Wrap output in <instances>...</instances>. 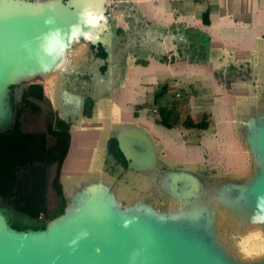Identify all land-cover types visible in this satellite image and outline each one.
Returning a JSON list of instances; mask_svg holds the SVG:
<instances>
[{"label": "water", "instance_id": "water-1", "mask_svg": "<svg viewBox=\"0 0 264 264\" xmlns=\"http://www.w3.org/2000/svg\"><path fill=\"white\" fill-rule=\"evenodd\" d=\"M116 3L108 0V4ZM82 5L63 0H0V118L12 117L7 101L9 87L36 82L47 94L53 92L59 97L63 105L76 108L69 113H77L84 124L81 133L72 132L59 170L63 211L53 218L45 217L42 229L18 230L0 208V264H264V245L256 254L237 250L244 238L260 235L264 239V225L249 221L257 195H264V30L249 48L228 46L233 53L231 64L242 63L250 69L244 80L235 77L231 88L223 90L229 117L223 146L229 150L226 157L233 165L236 158L238 166L231 168L223 159L224 166L222 161L208 162V171L214 172L210 175L199 161H178L180 165L164 158V163L155 139L138 125L119 127L116 122L107 127L105 120L116 119L119 113L110 103L112 96L81 92L90 84L79 75L76 48H97L100 44L107 53V67L116 73L121 65L112 58L115 43L110 40L120 45L125 37L115 34L111 22L93 28L81 23L90 38L70 45L59 68L40 71L37 38L47 31L44 19L52 16L56 21L53 27L67 29L79 22L77 7ZM141 44L142 39L138 46L156 59L164 56L154 45ZM122 45L123 50L129 46ZM209 46L210 41L202 43V52ZM227 51H220V55L226 54L222 60L210 58L207 63L218 71L228 61ZM116 80L109 78L104 85L109 93ZM85 95L93 101L89 119L82 116L78 106ZM102 103L109 109L98 114L95 110ZM100 134L101 151L87 150L89 142L95 143ZM109 138L116 139L125 158L132 161L123 177L104 169ZM164 164L168 168L162 170ZM54 175V168L49 167V194ZM125 221H129L127 227ZM85 230L87 237L70 246V241Z\"/></svg>", "mask_w": 264, "mask_h": 264}, {"label": "crops", "instance_id": "crops-1", "mask_svg": "<svg viewBox=\"0 0 264 264\" xmlns=\"http://www.w3.org/2000/svg\"><path fill=\"white\" fill-rule=\"evenodd\" d=\"M131 1L132 3L127 4L132 17L129 19L132 21L129 27L124 28L126 26L118 25L114 19L109 18L110 21H107V23H112L110 24L116 31L119 30L115 32L117 35L125 37L120 40V45L114 39L110 40L115 43L112 49V58L119 60L121 64L115 70L116 73L107 67V53L102 46L104 57L100 64L98 61L92 60L88 54L92 45H89L88 49L85 47L76 48L75 59L80 61L78 64L79 75L90 84L88 88L81 89V92L88 91L93 95L112 96L110 103L117 106L119 113L116 114L117 120L107 118L105 125L109 127L111 124L119 122L117 123L119 127L135 124L144 128L157 142L164 163L167 160L170 163L186 160L199 161L202 166L207 168L206 174L211 175L214 172L208 171L207 163L215 164L216 161L223 159L230 163L231 168L236 169L237 159L235 158L233 165L232 160L228 156L226 157L228 148L223 146L224 140L228 138L227 125L229 122L226 112L228 105L225 102L223 90L231 88L235 77L244 80L250 69L242 63L235 67L231 64L229 60L233 53L228 46L237 45L239 50L241 46L249 48L253 40L260 37L263 32L261 30H264V0ZM125 18L128 19V16ZM126 37L130 40L129 43ZM157 37L162 41L156 40ZM140 39H142V44L154 45L155 49L164 56L156 59L154 55H150L148 51L138 46ZM208 41H210V46L205 49L206 52H202L200 46L202 43L207 44ZM123 43L129 45L124 46V50ZM215 50L218 51L215 52ZM220 51H227L228 61L221 64V70L217 71L207 63V60L210 58L216 62L222 60L226 54L220 55ZM167 58L171 60L169 63H167ZM174 62H176L175 65H173ZM223 71L225 74L222 73ZM117 73L120 75L119 80L115 78ZM112 77L116 80V84L114 83L113 89L109 93L104 85ZM225 79L229 80L228 84L224 83ZM162 85L165 86L163 94L161 93ZM160 93L162 95H159ZM176 93L182 94L181 98L175 99ZM44 94L60 114L62 112L71 116V136L73 131L78 134L84 130V124L81 123L82 120L77 113H69L76 108L63 105L59 97H54L53 92L51 96L44 90ZM155 94L158 95L156 98L157 108L158 105L176 103L183 118L191 116L194 120L207 114L209 118L207 128L186 129L181 124L168 128L158 125L153 119L139 114V112L135 115L137 107L144 100H150ZM86 99H89L92 104L89 116L83 113ZM78 106L81 108L80 112L83 117L86 119L92 117L93 101L89 96L85 95L83 103ZM108 109L102 103L95 112L99 114ZM63 117L61 114L60 120L64 121ZM99 136L101 134L95 138V143L89 142L87 150L98 149V153L101 151L102 143ZM110 139L112 138L107 140L106 147ZM106 150L104 169L110 173L106 167L108 147ZM235 154L241 158L238 150L235 151ZM199 158L201 159L198 160ZM165 165L161 168H168ZM222 166H224L223 161Z\"/></svg>", "mask_w": 264, "mask_h": 264}, {"label": "flooded vegetation", "instance_id": "flooded-vegetation-1", "mask_svg": "<svg viewBox=\"0 0 264 264\" xmlns=\"http://www.w3.org/2000/svg\"><path fill=\"white\" fill-rule=\"evenodd\" d=\"M64 2H69V4H72L74 1L81 3L83 2L84 6L77 7V19H78V13L82 8L85 6H91L94 9L97 10V12H100L105 17V20L100 25H105L107 23L108 19H114L118 25L126 26L124 28L129 27L131 25L132 21H129L131 19L130 15V7L126 3H120L121 0H117L116 5L114 4H108V0H63ZM90 4V5H89ZM109 5V6H107ZM112 5V6H111ZM109 7H113L112 11L109 9ZM71 9H76L75 6L71 5ZM120 10V11H117ZM122 13V14H120ZM106 14V15H105ZM125 16H128V19L125 18ZM124 17V19H123ZM80 23H83L82 21H79ZM119 30H115L114 32H118ZM116 34V33H115ZM129 40V39H127ZM91 51H89V55L91 56L92 60L95 62L98 61V63H101V59L103 56V49L101 48L100 44L99 46L92 45ZM171 60L170 58H167V63H169ZM173 62V61H172ZM87 74V72H84ZM89 78V76H87ZM229 80L225 79L224 83L228 84ZM32 84H39L36 82H27L22 83L19 85L12 86L8 93V106L13 112V119L12 123L5 127V129L0 130V162L5 165L6 168H8V164L3 161V153L5 146H7V138L10 133H12L15 128H18L23 133H35V134H44L45 135V142L44 147L45 149H42L40 144V138L34 137L31 140V144L29 147H27L23 154L18 156V159L15 164V170L14 173H9V171H6V176L3 180L0 181V201L3 204L2 211L7 217L8 221L10 223H13V220H16L14 216V212L10 211L13 210L12 205L14 203H19L22 198V193H17L15 190L14 193H9L4 191L7 188H14V189H25L29 190L28 196H31V193L33 192L34 188H37L39 186V176L35 175L38 171V167L45 166L47 167H56L57 162L53 163H46L44 164L42 161L37 159H32L35 157H48L51 153L49 148L56 144V137L49 132V130H65L67 131L69 135V141L67 146V151L70 145L71 140V116L67 114H61L64 116L63 120H60V113L55 108L54 104L48 100V98L44 94V90L41 84H39L42 87L41 96L36 95L32 89ZM162 89L165 87L162 85ZM156 94L154 97H152L150 100H144L139 107H137V111H135V115L139 112V114H144L145 116L153 119L158 125L164 126L161 123L160 115L158 112V108L156 105ZM91 101L89 99H86L84 101V110L83 113L87 116L91 114ZM153 108H156V112L153 111ZM68 121V122H67ZM5 124V121L2 122V125ZM156 124V125H157ZM129 126L136 127L135 124H126ZM125 126V125H124ZM166 127V126H165ZM108 156H107V170L114 175H117V177H123L129 168V163H132L130 159H126L124 156V153L120 151L118 148V144L116 139L112 138L108 142ZM22 151V152H23ZM29 155V156H28ZM4 162V163H3ZM61 166V165H60ZM60 168V167H59ZM162 170H165L166 168H161ZM60 183V182H59ZM61 185V184H60ZM8 186V187H6ZM17 193V194H16ZM13 194H16V196H13ZM50 195V194H49ZM52 199L54 201L52 202ZM51 200V201H50ZM62 198L60 196H50L49 198V204H53L51 209H55L58 207V204L61 203ZM8 208L9 211L6 209Z\"/></svg>", "mask_w": 264, "mask_h": 264}, {"label": "trees", "instance_id": "trees-1", "mask_svg": "<svg viewBox=\"0 0 264 264\" xmlns=\"http://www.w3.org/2000/svg\"><path fill=\"white\" fill-rule=\"evenodd\" d=\"M31 86L32 91L36 95L41 96L42 87L39 84H32ZM165 92V88L162 90V94ZM159 95H162V94ZM158 97V95H157ZM158 112L160 115L161 123L170 128L174 127L178 124H181L183 128H196V129H205L208 126L209 118L207 114H203L198 120H194L191 116H185L183 118L182 112L177 109L176 103L172 104H164L158 105ZM56 137V144L49 148L50 155L48 157H35L32 159H37L42 161L44 164L46 163H53L57 162L55 170L54 179L51 185L52 194L49 195L47 182H46V172L49 167L42 166L38 167V171L34 173L35 175L39 176V186L33 189L31 196H28L29 190L25 189H14V188H7L4 191L9 193H14L15 190L17 193H22V198L19 203H14L12 205L14 212V216L18 219L13 220V223L10 225L18 230H36L42 229L44 227V218H53L60 214L63 211V196L61 191V185L59 183V170L62 165V162L67 154V146L69 141V135L65 130H49ZM7 140V146H5L3 153V161L8 164V168L5 167L4 164L0 162V181L4 179L6 176V171L9 173H14L15 164L18 159V156L23 154L27 147L30 146L31 140L34 137H39L41 141V148L45 149L44 142H45V135L44 134H35V133H23L20 129L15 128V130L10 133ZM23 151V152H22ZM29 156V155H28ZM3 162V163H4ZM51 167V166H50ZM8 187V186H6ZM16 193V194H17ZM13 194V196H16ZM60 196L62 198L61 203L58 204V207L55 209H51L50 205H48L50 196ZM17 197V196H16ZM51 201V200H50ZM2 210L3 204L0 205ZM8 211L9 209L6 208Z\"/></svg>", "mask_w": 264, "mask_h": 264}, {"label": "clouds", "instance_id": "clouds-1", "mask_svg": "<svg viewBox=\"0 0 264 264\" xmlns=\"http://www.w3.org/2000/svg\"><path fill=\"white\" fill-rule=\"evenodd\" d=\"M104 20L103 14L97 12L91 6H85L78 13V21H82L83 25L90 28L99 26ZM44 24L48 27L47 31L42 32L37 38L39 40V51L36 53V57L40 71L46 73L54 67L59 68L65 62L70 45L77 43L82 38L89 39L90 33L84 31V27L80 22L69 25L67 29L59 26L53 27L56 21L52 16L46 17ZM25 47H28V45H25ZM44 57H50L51 59L46 60ZM249 221L252 224L264 225V195H257L255 209L249 217ZM128 225L129 221H125L124 227ZM87 235L86 230L80 232L76 238L70 241V246L75 247L77 242L87 237ZM131 260L134 261L135 257H131Z\"/></svg>", "mask_w": 264, "mask_h": 264}, {"label": "rangeland", "instance_id": "rangeland-1", "mask_svg": "<svg viewBox=\"0 0 264 264\" xmlns=\"http://www.w3.org/2000/svg\"><path fill=\"white\" fill-rule=\"evenodd\" d=\"M251 33H252V30H251ZM11 87H9L8 93H9V90H10ZM174 98L175 99H179V98H181V96L176 97L174 95ZM11 113H12V117H13V112L11 111ZM12 117H11L10 114H8L6 116V118H4V119L3 118H0V130L5 129V127H7L8 125H10L12 123V119H13ZM3 121H5V124L4 125H2V122ZM53 201H54V199H52V202ZM52 205L53 204H50L51 207H52ZM263 245H264V239L260 235H257V236H249L247 238H244V240L241 241V244L239 246H237L238 247L237 250L240 251V252H242V253H244V254H247V255L256 254V253L262 251Z\"/></svg>", "mask_w": 264, "mask_h": 264}, {"label": "built area", "instance_id": "built-area-1", "mask_svg": "<svg viewBox=\"0 0 264 264\" xmlns=\"http://www.w3.org/2000/svg\"><path fill=\"white\" fill-rule=\"evenodd\" d=\"M181 94L180 93H176V96L179 97ZM156 108H153V111L156 112Z\"/></svg>", "mask_w": 264, "mask_h": 264}]
</instances>
